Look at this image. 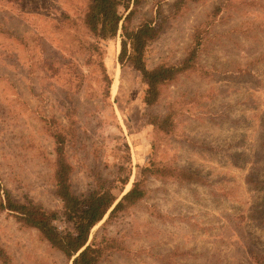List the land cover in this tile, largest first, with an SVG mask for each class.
Wrapping results in <instances>:
<instances>
[{
  "label": "rangeland",
  "instance_id": "obj_1",
  "mask_svg": "<svg viewBox=\"0 0 264 264\" xmlns=\"http://www.w3.org/2000/svg\"><path fill=\"white\" fill-rule=\"evenodd\" d=\"M140 1L124 18L133 10L131 28L161 31L149 69L194 53L153 107L141 74L119 62L123 22L100 42L84 26L88 0H0V247L11 264H72L1 207L9 193L73 232L55 194L57 142L79 196L109 189L119 201L142 181L141 201L91 231L88 244L107 246L99 264H264V0Z\"/></svg>",
  "mask_w": 264,
  "mask_h": 264
},
{
  "label": "trees",
  "instance_id": "obj_2",
  "mask_svg": "<svg viewBox=\"0 0 264 264\" xmlns=\"http://www.w3.org/2000/svg\"><path fill=\"white\" fill-rule=\"evenodd\" d=\"M132 2L135 6L141 3L140 0H88L84 26L96 40L106 42L117 37L120 24L123 22L119 62L122 65L130 62L131 66L141 74L147 86L144 103L147 107H153L159 101L161 87L172 82L186 70L194 59V53L182 66H159L149 69L145 60L147 48L159 37L161 31L151 23L131 28L129 23L134 12L130 11L125 18L124 14L128 12ZM105 80L108 84L111 83L107 75ZM166 121L168 120L153 119L152 124L158 129H163ZM57 145L54 172L55 194L63 204L64 216L72 224L73 232L61 234L53 226V215L39 205L16 202L9 193L6 194L1 207L13 213L23 226L37 230L52 248L63 253L72 261V264H99L107 246L96 241L88 244L91 231L108 213L111 218L141 201L145 196L142 181L135 182L119 201V197L109 189L92 190L84 197L79 196L72 188L71 167L64 157L63 146L60 142H57ZM182 175L188 174L183 171ZM0 261L2 264H11L8 254L1 247Z\"/></svg>",
  "mask_w": 264,
  "mask_h": 264
},
{
  "label": "bare ground",
  "instance_id": "obj_3",
  "mask_svg": "<svg viewBox=\"0 0 264 264\" xmlns=\"http://www.w3.org/2000/svg\"><path fill=\"white\" fill-rule=\"evenodd\" d=\"M115 80H116V79H115ZM116 81H117V80H116ZM116 81H115V83H113V90H116V89H115V88H116V83H117Z\"/></svg>",
  "mask_w": 264,
  "mask_h": 264
}]
</instances>
